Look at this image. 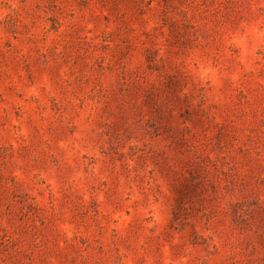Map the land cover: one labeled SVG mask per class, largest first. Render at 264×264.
Wrapping results in <instances>:
<instances>
[{
  "label": "rangeland",
  "instance_id": "obj_1",
  "mask_svg": "<svg viewBox=\"0 0 264 264\" xmlns=\"http://www.w3.org/2000/svg\"><path fill=\"white\" fill-rule=\"evenodd\" d=\"M0 264H264V0H0Z\"/></svg>",
  "mask_w": 264,
  "mask_h": 264
}]
</instances>
